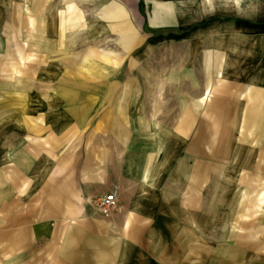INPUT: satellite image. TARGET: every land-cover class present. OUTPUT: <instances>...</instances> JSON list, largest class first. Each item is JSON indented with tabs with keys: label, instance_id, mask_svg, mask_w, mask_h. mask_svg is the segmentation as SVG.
Returning <instances> with one entry per match:
<instances>
[{
	"label": "crops",
	"instance_id": "1",
	"mask_svg": "<svg viewBox=\"0 0 264 264\" xmlns=\"http://www.w3.org/2000/svg\"><path fill=\"white\" fill-rule=\"evenodd\" d=\"M0 264H264V0H0Z\"/></svg>",
	"mask_w": 264,
	"mask_h": 264
},
{
	"label": "built area",
	"instance_id": "2",
	"mask_svg": "<svg viewBox=\"0 0 264 264\" xmlns=\"http://www.w3.org/2000/svg\"><path fill=\"white\" fill-rule=\"evenodd\" d=\"M92 210L104 218L109 217L114 211L118 210L116 191L113 190L96 198L92 204Z\"/></svg>",
	"mask_w": 264,
	"mask_h": 264
},
{
	"label": "rangeland",
	"instance_id": "3",
	"mask_svg": "<svg viewBox=\"0 0 264 264\" xmlns=\"http://www.w3.org/2000/svg\"><path fill=\"white\" fill-rule=\"evenodd\" d=\"M23 64V63H22ZM84 69H85V72L88 73L90 75L92 69H93V65H92V62H89L87 59L84 63Z\"/></svg>",
	"mask_w": 264,
	"mask_h": 264
}]
</instances>
